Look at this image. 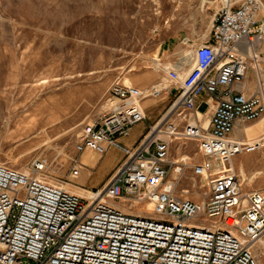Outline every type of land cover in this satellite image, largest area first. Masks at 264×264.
<instances>
[{"label": "built area", "instance_id": "2783aa9c", "mask_svg": "<svg viewBox=\"0 0 264 264\" xmlns=\"http://www.w3.org/2000/svg\"><path fill=\"white\" fill-rule=\"evenodd\" d=\"M262 3L218 0L189 73L170 70L176 100L132 148L120 139L147 120L145 99H160L164 89L147 95L125 78L110 86L100 111L76 128L78 154L116 149L124 156L100 189L51 184L47 158L21 168L0 163V264H258L264 189L244 192L233 160L264 147L247 135L249 123L264 121ZM200 96L214 104L205 126L190 120ZM177 140L195 143L204 159L190 165L206 181L201 202L168 184ZM75 163L78 177L83 166ZM126 198L154 216L119 209Z\"/></svg>", "mask_w": 264, "mask_h": 264}, {"label": "rangeland", "instance_id": "374dc122", "mask_svg": "<svg viewBox=\"0 0 264 264\" xmlns=\"http://www.w3.org/2000/svg\"><path fill=\"white\" fill-rule=\"evenodd\" d=\"M206 2L0 0V163L21 168L47 158L50 165L45 175L53 183L91 190L97 189L96 184L102 187L120 155L113 151L81 164L75 146L82 117H67L74 102L102 96L119 78L128 79L134 86L140 81L146 94L165 87L160 99L144 101V106L148 100L153 102L148 106L149 121L145 125L159 121L177 97L171 94L176 86L165 74V67L178 71L176 66L185 63L184 72L180 70L179 74H188L194 57L190 65L181 59L190 60L189 54H194L209 36L218 0ZM262 6L264 12V0ZM208 111L202 113L203 122L208 119ZM251 124L257 127L247 130L248 137L264 143V121ZM199 155L195 143L177 140L169 157L174 164L168 183L181 198L194 202L202 201L206 192V181L195 177L190 168L204 161ZM243 156L235 159L236 168L239 164L247 168L246 180L239 173L242 190L264 189V147L248 154L250 158ZM75 161L83 166L78 177L72 175ZM177 168L182 169L180 174ZM258 171L263 174L256 175ZM131 202L126 198L118 207L154 216L145 204L131 208ZM258 246L255 244L254 252L258 264H264Z\"/></svg>", "mask_w": 264, "mask_h": 264}, {"label": "crops", "instance_id": "0c3cea01", "mask_svg": "<svg viewBox=\"0 0 264 264\" xmlns=\"http://www.w3.org/2000/svg\"><path fill=\"white\" fill-rule=\"evenodd\" d=\"M256 51L259 52V48H255ZM263 50V49H261ZM262 69L264 70V64L261 65ZM264 72V71H263ZM247 79H248V82H249V86H248V92H251L253 91V88H254V77H253V74L251 72L248 73V76H247ZM263 80H264V73H263ZM139 82V83H138ZM135 84L136 86L140 87V89L143 87L141 86L140 84V81H135ZM142 84H146V82L142 83ZM105 93L101 96V94H97L95 95L91 101H85V100H79V101H75L74 102V107H73V110L72 112L67 116L69 117L70 115H76L77 118L79 117H82V120L85 119V118H88L92 115H95L97 114L100 109H101V106H102V102H103V97H104ZM153 102L150 100L146 101L145 104L147 106H145L146 110L148 109V106H150ZM213 101L211 98H206L205 96H200L197 100H196V109L194 111V113L191 114L190 116V120H192L193 122L201 125V126H205L212 114V111H213ZM96 107V112H92V113H89V111L93 108ZM209 109L208 111V115L206 116V118L208 117L207 121L206 122H203V111L205 109ZM162 112V111H161ZM161 112H159L158 115H156L157 117L161 114ZM155 116V117H156ZM164 116V115H163ZM160 120V119H159ZM149 121V113H147V120L137 126H135L130 135L126 138H123V139H120V142L126 146V147H129V148H132L134 146H136L139 141L142 139V137L144 136V134L147 132L148 128H150L152 125H154L155 123H157L158 121H156L155 123H153L152 125H149V126H146L145 123H147ZM253 127H257L256 124H251V125H248V129H251ZM117 152V155H120V158L116 161V163L113 165V167L111 168L110 170V173L115 171L118 166L120 165V163L123 161L124 159V156L123 154L116 150V149H112L110 152ZM101 156H98L96 155L95 153L91 152V151H85L83 152L82 154L79 155V160L82 164V162L84 163H88L89 160H92V159H99ZM239 156H237L236 158H234L233 160V167L235 169V171L237 173H239V168H242L243 171L245 172L247 168H244L243 166H241L240 164L237 166H235V164H237L238 162H235V159H238ZM244 158H250V156L248 155H244L243 156ZM114 173V172H113ZM86 180V179H85ZM98 184L95 185V187L97 189H100L101 187H97Z\"/></svg>", "mask_w": 264, "mask_h": 264}, {"label": "bare ground", "instance_id": "6f19581e", "mask_svg": "<svg viewBox=\"0 0 264 264\" xmlns=\"http://www.w3.org/2000/svg\"><path fill=\"white\" fill-rule=\"evenodd\" d=\"M207 0H204V4H207V2H206ZM210 3V2H209ZM211 4V3H210ZM190 55V60H186L185 58H182L181 59V62H188V64L190 65V63L192 62V59H193V57H194V54L193 53H190L189 54ZM185 64V63H184ZM183 63H180L179 65H177L176 66V68L178 69V71H180V70H183V72H184V67H185V65H184ZM169 69H170V66H167V67H165V69H164V71H165V74H167L168 76H169V73H170V71H169ZM111 86V85H110ZM109 86V87H110ZM164 89H165V87H164ZM108 90V89H107ZM106 90V91H107ZM160 91V90H162V88H161V86L159 87V88H156L155 89V91ZM146 94V93H145ZM147 95H150V94H147ZM145 106H147L146 104H145ZM199 156H201V155H199ZM202 157V156H201ZM203 161H201L200 163H202ZM184 166H188L187 165V163H185L184 164ZM239 173H241V175L244 177V179L246 180V175H245V173H244V171H243V169L242 168H239ZM238 173V174H239ZM263 174V172L261 171V172H257L256 173V175H262ZM239 176H240V174H239ZM195 177H197V176H195ZM241 177V176H240ZM197 178H199V179H203V178H200V177H197ZM48 181L51 183V184H53V185H58V184H56V183H53L52 181H50L49 179H48ZM241 181L243 182V180H242V178H241ZM169 185H172V184H170V183H168ZM61 186H65V185H62L61 184ZM193 186H195V184L193 185ZM72 191V190H71ZM187 192V191H186ZM198 195V194H197ZM202 198V197H201ZM201 202V201H200ZM133 205H135V204H133V203H131V206H133ZM119 208V207H118ZM149 208H150V206H149ZM121 210H123V209H121ZM123 211H125V209L123 210ZM127 211V210H126ZM264 238L263 239H261L260 240V242H258L257 244H259V246H258V249L263 253V255H264ZM262 248V249H261ZM255 250V249H254ZM260 251H259V254H260ZM257 252V251H256ZM256 253L254 252V255H255ZM256 256V255H255ZM256 258H257V256H256ZM257 260H258V258H257Z\"/></svg>", "mask_w": 264, "mask_h": 264}]
</instances>
